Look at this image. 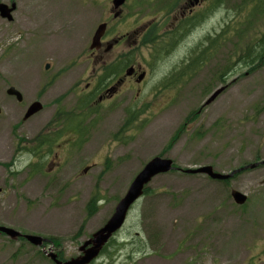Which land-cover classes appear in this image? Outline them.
I'll use <instances>...</instances> for the list:
<instances>
[{
  "label": "rangeland",
  "instance_id": "1",
  "mask_svg": "<svg viewBox=\"0 0 264 264\" xmlns=\"http://www.w3.org/2000/svg\"><path fill=\"white\" fill-rule=\"evenodd\" d=\"M13 1L19 10L14 21L0 20V226L51 238L52 244L37 247L0 233V264H54L45 250L61 253L62 260L77 256L154 156L170 158L180 169L210 165L225 174L257 164L227 182L178 170L155 176L148 184L151 193L131 207L122 228L90 264H264V65L251 70L236 58L264 30V16L253 18L237 39L235 34L246 27L248 0L216 6L194 37L204 43L208 33L213 37L228 25L225 40L203 54L183 81L174 69L186 49L172 43L175 51L170 45L156 53L163 42L134 45L135 61L149 70L139 97L148 102L134 108L137 119L128 130L121 128L125 108L113 102L83 120L82 141L71 139L70 130L62 140L68 145L57 155L43 151L32 157L22 150L9 166L18 138L30 146L25 140L46 132L49 120L70 107L65 95L85 65L83 32L92 28L79 1ZM174 14L138 11L136 24L151 22L161 37L167 30L164 21ZM9 85L22 93L21 103L6 95ZM219 87L223 91L203 105ZM35 99L42 110L23 120ZM233 189L247 196L245 205L234 202ZM91 197L95 209L88 216Z\"/></svg>",
  "mask_w": 264,
  "mask_h": 264
},
{
  "label": "flooded vegetation",
  "instance_id": "2",
  "mask_svg": "<svg viewBox=\"0 0 264 264\" xmlns=\"http://www.w3.org/2000/svg\"><path fill=\"white\" fill-rule=\"evenodd\" d=\"M74 1H79L86 7L83 11V17H86V20L90 21V27L92 24V28H89L87 32H83V37L88 41L87 50L81 52L84 56L85 65L75 74L77 78L73 80L69 91L65 95L66 100L64 101H71L70 107L59 110L56 116H53L49 120L44 128V130H47L46 132L42 131L31 139L25 140L30 146L22 145L23 138H18L20 143L15 148L16 154L11 158L9 166L16 164L18 160L17 156L22 153V150H27L32 157H36L37 154L43 151H46L47 155H57L59 149L68 145L62 140L65 139V134L70 130H72L74 136L71 139L82 141L83 120L89 116V113L90 115L97 114L95 109H98L100 106L113 102L118 103L119 106L125 108L126 120L128 119L127 114L129 110L146 106L144 103L145 101L148 102V100L139 99V97L141 86L147 82L149 77V70L145 64L135 61L132 47L138 43L143 42L144 45L148 44L151 46L152 43L163 42L161 46H157V50L154 48L156 53L161 47L162 51L165 52L170 45L172 46L170 49H173V45H179V47L186 49V53L179 58V63L174 69V75L182 81L187 79L188 76L193 74L198 64L197 49L199 44L195 40L194 33L200 25H203L206 18L212 17L210 14L216 6L218 8L225 7L224 3L226 0ZM4 4L9 8L13 6V9L8 14L10 18L0 11V20L5 21L6 24H10L14 21V13L19 11L17 10L18 4L13 0ZM26 7L24 6V10L27 15L28 11ZM147 10H170L171 12H175L170 21H164L167 30L163 36L156 35L154 28H151V22L145 24L144 21H139L140 19H138L139 23L136 24V12ZM21 14L26 17L25 14ZM23 23L27 25L40 24V22L33 24V20L31 23L28 20H24ZM100 26L101 33L97 45L91 48L93 36ZM18 33L21 34L20 31ZM36 35L37 31L34 32V36ZM207 36L211 37L212 35L208 33ZM164 43L165 46L163 45ZM172 43L174 44L172 45ZM193 43H196L194 48H192ZM187 48H192V51H188ZM46 64L49 65V63ZM44 69L47 70L49 67L45 68L44 66ZM10 87L14 86L9 85L6 88V95L14 97L17 102L21 103L23 101L22 93L14 87L22 96L21 100H18L16 95L8 94L7 90ZM34 102L40 101L35 99L27 105L22 117L23 120H28L42 110L41 108L36 113L25 118V113ZM71 139H69L68 143L72 141ZM83 171H86V168ZM225 181H229V179ZM247 200L246 196L244 204L239 206L245 205ZM17 239L23 240L21 236Z\"/></svg>",
  "mask_w": 264,
  "mask_h": 264
},
{
  "label": "water",
  "instance_id": "3",
  "mask_svg": "<svg viewBox=\"0 0 264 264\" xmlns=\"http://www.w3.org/2000/svg\"><path fill=\"white\" fill-rule=\"evenodd\" d=\"M13 9L4 4L0 3V11L2 14L8 15ZM9 16V15H8ZM10 18V16H9ZM101 33V26L96 30L91 48L97 45ZM49 65L46 64L45 68ZM224 87H219L215 89L208 98L204 101L203 105H207L212 102L222 91ZM8 94L16 95L18 100H21L22 96L18 90L14 87H10L7 90ZM42 108L40 102L32 103L27 112L25 113V118L31 116ZM264 164V160L260 161ZM257 163H251L243 167L232 170L230 173H220L214 171L212 166L204 165L198 166L196 168H186L180 169L173 164V160L166 157L154 156L150 158L140 169V171L132 179L129 187L127 188L125 194L118 200L114 207V211L108 220L100 227L96 232H94L87 240H85L79 247V254L75 257H71L67 260H60L57 254L51 250L44 251V253L54 262V264H90L94 261L102 251L105 244L109 241L114 234L122 228L124 225L128 212L131 207L139 200L143 194L144 187L150 183V181L159 174H164L173 170H178L187 174H204L213 180H227L232 178V176L241 170L246 168H252ZM232 199L238 205L244 204L246 201V195L239 192L238 190H231L230 192ZM0 232L4 233L10 239H17L18 237H23L26 241L34 246L41 247L45 242H51L48 238H44L38 235L21 233L13 228L7 226H0Z\"/></svg>",
  "mask_w": 264,
  "mask_h": 264
},
{
  "label": "trees",
  "instance_id": "4",
  "mask_svg": "<svg viewBox=\"0 0 264 264\" xmlns=\"http://www.w3.org/2000/svg\"><path fill=\"white\" fill-rule=\"evenodd\" d=\"M246 9H248V12H249L244 20L246 27L244 30L241 29L235 34L237 39H241L242 35L245 33V30L250 29L249 25L253 18H256V17L261 18V19L263 18L264 0H248V3L246 4ZM228 27H229L228 25L224 26L221 29V31L213 37L206 36L204 38V43L199 42V46L197 49V63L198 64L202 62L201 57L203 56V54H206V55L210 54L212 52V49H216L218 47L219 41L225 40V35L228 32L227 31ZM232 30L234 31L236 29L233 28ZM246 33H248V31H246ZM238 54L239 55L236 58L240 61V63H244L251 70L254 68L263 66L264 65V30H261L259 36L255 39V41L251 45L247 43L245 47L242 48L241 52L240 53L238 52ZM127 118L128 119L127 120L125 119V122L123 126L121 127L122 130H126L127 128H130L132 122L137 119V114L134 112V109L128 111ZM222 182H227V181H222ZM150 193L151 191L148 185L145 186L142 196H146ZM95 200H96L95 197H91V199H89L87 206H86V215L90 216L92 214V211L95 209ZM110 241L111 239L107 242V244L102 249L103 252L105 251L106 246L110 243ZM57 256L59 259H63L61 253H57Z\"/></svg>",
  "mask_w": 264,
  "mask_h": 264
}]
</instances>
